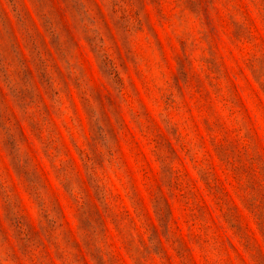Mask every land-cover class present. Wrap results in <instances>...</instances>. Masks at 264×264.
<instances>
[{
	"label": "rangeland",
	"instance_id": "obj_1",
	"mask_svg": "<svg viewBox=\"0 0 264 264\" xmlns=\"http://www.w3.org/2000/svg\"><path fill=\"white\" fill-rule=\"evenodd\" d=\"M0 264H264V0H0Z\"/></svg>",
	"mask_w": 264,
	"mask_h": 264
}]
</instances>
